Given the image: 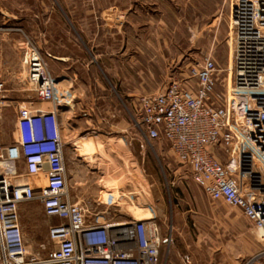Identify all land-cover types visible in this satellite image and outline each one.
<instances>
[{"label":"rangeland","instance_id":"obj_1","mask_svg":"<svg viewBox=\"0 0 264 264\" xmlns=\"http://www.w3.org/2000/svg\"><path fill=\"white\" fill-rule=\"evenodd\" d=\"M234 1L0 0L2 143L16 136L19 108L52 109L22 67L15 74L3 66H22L19 39L26 36L72 100L59 106L58 122L74 200L100 223L150 220L168 239L159 264H243L264 246L263 233L241 210L210 199L170 145L147 143L134 123L137 97L188 80L208 58L217 68L214 102H226L235 79ZM12 37L19 42L11 44ZM128 146L134 166L123 154ZM150 204L162 215L136 214ZM175 209L191 211L178 228ZM20 215L29 253L45 257L53 248L49 225L60 220L45 216L38 201L22 204Z\"/></svg>","mask_w":264,"mask_h":264},{"label":"built area","instance_id":"obj_2","mask_svg":"<svg viewBox=\"0 0 264 264\" xmlns=\"http://www.w3.org/2000/svg\"><path fill=\"white\" fill-rule=\"evenodd\" d=\"M230 20L235 79L226 102H214L217 68L208 58L188 80L137 97L134 123L147 143L166 141L210 199L238 208L264 235V0H235ZM9 40H20L22 66H3L15 74L22 67L52 109L19 108L16 136L2 143L0 102V264H159L168 239L150 220L100 223L74 200L58 122L59 106L72 100L59 92L29 38ZM31 201L40 202L48 218L60 220L49 225L53 248L45 257L29 253L21 224V206ZM243 264H264V246Z\"/></svg>","mask_w":264,"mask_h":264},{"label":"crops","instance_id":"obj_3","mask_svg":"<svg viewBox=\"0 0 264 264\" xmlns=\"http://www.w3.org/2000/svg\"><path fill=\"white\" fill-rule=\"evenodd\" d=\"M45 107H47L46 105L45 106H43V108H45ZM166 142V141H165ZM101 145H99V147H100ZM123 154H124V156H126V154H127V157H128V162L130 163V161H131V164L133 163V166H134V161H133V158H132V155L130 154V151H129V146L127 147V149L126 150H123ZM131 158V159H130ZM134 168L135 167H129L126 171L128 172V173H132V171H134ZM132 170V171H131ZM69 172V176H71L70 175V173H72L73 171H68ZM76 177V176H75ZM74 177V178H75ZM70 180H71V177H70ZM70 183V182H69ZM70 185H71V183H70ZM158 210H159V213H157L156 212V209L155 208H153L152 207V205L150 204L148 207H146V208H143V210H139L138 212H136V214L137 215H141V214H143V213H149V214H151L152 215V217H153V215L154 214H159V215H162V209L159 207L158 208ZM189 212H191V211H189V210H186V211H178L177 209H175L174 210V213H173V215H174V217H176V221H174V223L172 224V226L174 227V228H178V227H180V226H183V222H184V219L182 218V217H184L186 214H188ZM141 221H144L143 219H138V220H132V219H130L129 221H120V222H117V223H124V224H129V225H131V224H135V223H137V222H141ZM185 222H188V220L187 219H185ZM108 223V222H107ZM111 223V222H110ZM114 224H116V223H114ZM23 226V225H22ZM24 229V228H23ZM25 233V232H24Z\"/></svg>","mask_w":264,"mask_h":264},{"label":"bare ground","instance_id":"obj_4","mask_svg":"<svg viewBox=\"0 0 264 264\" xmlns=\"http://www.w3.org/2000/svg\"><path fill=\"white\" fill-rule=\"evenodd\" d=\"M3 167H4L5 169H7V170H11V171H13V165L10 164V163H5V164L3 165ZM42 184H45V182H42Z\"/></svg>","mask_w":264,"mask_h":264}]
</instances>
